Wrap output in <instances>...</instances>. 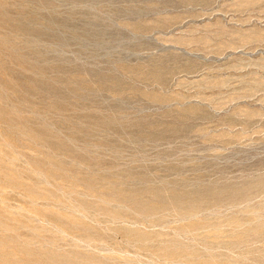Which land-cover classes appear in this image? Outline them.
Returning a JSON list of instances; mask_svg holds the SVG:
<instances>
[{
    "label": "rangeland",
    "instance_id": "obj_1",
    "mask_svg": "<svg viewBox=\"0 0 264 264\" xmlns=\"http://www.w3.org/2000/svg\"><path fill=\"white\" fill-rule=\"evenodd\" d=\"M0 264H264V0H0Z\"/></svg>",
    "mask_w": 264,
    "mask_h": 264
}]
</instances>
